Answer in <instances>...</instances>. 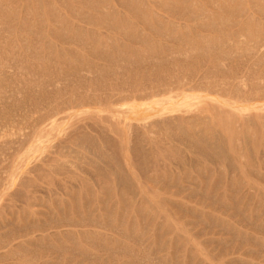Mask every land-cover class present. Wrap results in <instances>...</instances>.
Masks as SVG:
<instances>
[{"label": "bare ground", "instance_id": "6f19581e", "mask_svg": "<svg viewBox=\"0 0 264 264\" xmlns=\"http://www.w3.org/2000/svg\"><path fill=\"white\" fill-rule=\"evenodd\" d=\"M7 1H8V4L12 3L11 7H13V2L16 0H14V1L10 0L11 2H9V0H7ZM39 1H36V2H39ZM72 1H74V0H72ZM125 1H126L128 6L132 5V1L135 2L134 6H132V7L129 6V7L132 8V10L136 12V13L133 12V14L134 15L136 14V17L137 16L139 17V21H140L139 24H142L144 26V28H147V30H150V29H151V31L153 30L154 32H156V34H158V36H159V34L164 35L165 38L167 37L166 39L168 42H165V43L163 42V44L156 42L154 38H151L148 35H145L144 30H139L141 27L138 29L137 26L139 24H137V25L133 24V23H131V21L128 22V20L122 18L123 16L120 17L118 14V10H117V7L120 6V4H122L120 0L119 1L113 0L111 2H109L108 0H79L81 5L83 4V5L87 6L90 9V11H84L82 8H76L75 6L72 7V6H69L70 4L69 5L67 4L70 7V9H69L70 14H73L74 18L76 17L77 20L80 19L83 21V23L86 22V24H88V25L91 24L93 26L92 28H89V27H86L82 24L76 23L72 19L65 17L59 10H57L55 8V3L51 0H44V1L41 0L39 2L40 6L42 3L43 6L48 7V11H47L48 13L47 14L49 16H47V14L45 13L46 11H44L43 6H41V8L43 7V9H42L43 11H41V10L39 11L38 10L39 8L36 9L38 11L33 10L34 13L36 11V13L38 14V20H40V26H38L35 22H33V20H30V17H29L30 15L28 16L27 13H26L27 15H25V16H23V13H21L22 15H20L18 17V19H19V21H18L17 16H16L18 14V12H17L18 8H17V10H16V8H13V9L11 8L12 10H10L5 5L3 6L2 2L0 1V23L5 24V28L4 27L3 28L6 30L5 31L4 29L0 28V29H2L1 30L2 33H5L7 35L6 32H9L7 30H11L14 28H18L24 32L23 37L21 39V44H19L20 46H17L18 42L14 39H12L10 41L8 40V42H7L8 48L7 47L6 48L8 50L5 49V50H7L6 51V58L3 56V58H5V60L3 61V63L0 62L1 63L0 64V75L1 74L3 75L5 73L4 77L0 79V86L4 82H12V83L15 82V83H17V81H18V88H16V90H15V93H16L15 95L17 97L19 96V92L21 91L20 92V94H21L22 90L24 89L25 92H26V90H28L31 93H33L34 95L37 93L39 94V92H42V94L43 93L46 94V96L44 95L45 96V102L46 101L49 102V105L45 106L46 103L44 105V102H43V104L41 105L42 102L40 101L41 102V103H39L40 106L37 105L38 103L34 106L36 108H32V106L34 104L32 106L28 105L31 108L30 110L28 109L29 114H30V118L32 120L34 119V123L36 122V124H34L33 132L30 131L32 133L31 135H30V133L25 134V135H27L26 140L28 138L38 140L40 138V136H42L44 127H40V125L49 119L51 121L54 114L58 113L60 111L59 110L60 108L55 107V105H56L55 97L59 96V98H61L60 95L66 93V92H68V93L71 92L72 95H71L70 100H72V104H73V102L78 103V106H84L86 104H91L97 100H99L98 102L99 103L101 102V104L111 106L116 102L128 100L131 98H142V99L146 98L147 99V98H154V97H158V96H165L166 94H170L167 96V98L171 99V98L177 97V96L185 93L186 91H192V90L203 89V88L205 89V87H211V88L213 87L214 89L217 90V92H222L223 93L222 95H224V93H228L230 90H233L234 94H235L233 96V98L236 96L238 100L249 101L252 99H259V100L264 99V85L262 86V82H264V50H263L264 38L261 39V36L264 35V31H263L264 29L262 30L260 24L258 25V22H257L258 26H256L257 28L254 26L255 29H252L253 21L250 20L251 19L249 16L250 13H248L249 9H247V11H246L243 8V6H244L243 2L245 0L244 1L243 0H237L238 2L237 1L236 2L238 4L236 2H234V0L233 1L231 0V2L235 3V5H237V6L229 5L228 2L230 0H223L224 4H222V0H210V2H212L216 6L215 8H218L219 11L220 10L222 11V8H223V11H222L223 13L227 12V14H230V16H232V17L234 15H238V17H241V19L239 18L240 20H238V22H236V24L239 25L238 31L236 32L237 33L236 36H239L238 38H241L240 36L245 35L244 34L245 32L247 33V35L249 37H251V40L253 37L257 38L259 36L261 40H258V41L256 40L255 42L252 41L253 44H251V40L248 38L247 39L250 40V42L248 41L250 44H248V42H246L247 40L244 41L245 40L244 37H243L244 40L236 38L233 42H229V40H230L228 38L229 35H226V34H221L220 36H217V37H215L213 35H206L207 32H206V34H201L198 32L196 35L189 34V33H187L189 30L187 31L184 24H182L185 27V29H183L184 27L182 28L183 30L180 29L181 26L179 25V23L176 24L174 22H168L167 21L168 23L166 22V24H165L163 19L160 17V14L158 15V10L156 9V8H158V6L160 7L162 4L163 5L167 4L168 6L171 5V7L169 8V9H171V11H174V12L179 13L181 15H187V17L189 16L190 18H193V20L194 19L197 20L198 21L197 25H199V27H201L203 29L212 30L213 33H215L213 30H217L220 33H224L223 31H225L224 28L226 26V25L224 26V24H227V23H222V21L224 22V20L221 18L222 25H221V23L219 25L218 24L219 22L217 23L218 20L216 21V17H215L216 13H218V12H216V10L207 9L208 7L205 5L206 3L204 4V6H206L207 8L197 6V4H194L195 0H178V1H175L172 3L165 2L168 0L163 1V3H161V2L158 3L157 0H150L149 2L153 6V7H150V5L146 6V4H149V2H147L146 0H145V3L146 2L147 3L145 5H144V0H132V1L131 0H124V2ZM129 1H131L130 4H128ZM226 1H228L227 4H226ZM4 2H5V0H4ZM18 2H20L21 5L23 3L19 0V1H17V6H14V7H18V4H19ZM33 2H35V0ZM36 2L33 3L34 4L33 8H37V7H35V6H37ZM76 2H77V0H76ZM200 2H201V0H200ZM251 3L253 5L252 8H254V10L257 9L256 10L257 12L262 13L260 15H261V17H263L262 15L264 14V0H252ZM15 4L16 3L14 2V5ZM29 4H31V3L29 2ZM56 4H57V0H56ZM63 4H66V2ZM142 5L145 7H143ZM25 6H27L26 2L24 4V7L20 8V9H24ZM31 7L32 6H30L28 8H31ZM130 8L127 7L128 10ZM247 8H249V7H247ZM14 10H16V11H14ZM23 12H25V11H23ZM26 12H28V11H26ZM220 12H219V14H220ZM252 13H253V11H252ZM254 13H255V11H254ZM171 14H173V12ZM222 16H223V18H225L224 15H222ZM232 17H231V19H232ZM238 17H236V18L238 19ZM253 17L257 18L255 16H253ZM227 19H228V17H227ZM263 19H264V17H263ZM261 20H262V18H261ZM136 21H138V19ZM228 21H229L228 24L230 27V24H231L230 20H228ZM260 23H261V21H260ZM190 27H192V26H190ZM231 27L233 29L232 25H231ZM98 29H105V30H108L109 32H112V33H113V31H115V33L116 32L122 33V36L124 35L125 37H128L129 39H131L135 45L130 46V47L125 46L123 44L122 40H119L120 38L112 37L111 35H108L107 33L100 32ZM46 30L49 32L48 35L50 36V37H48V39H47L48 35H47V33H45ZM184 30H186L187 32ZM1 31H0V33H1ZM3 31H5V32H3ZM212 32H210V33H212ZM226 32L229 33L230 30L228 31V29H227ZM5 34H2V36L4 38H5ZM233 34H230V36H232ZM2 36L0 34V37L3 41L4 38ZM34 36H37V38H35V40L37 39L36 42L33 40ZM56 37H57V39L61 40L63 43L65 42V44L69 43V44H75V45L77 44L79 47L82 46L83 50L87 51L88 55L86 53L79 52L73 48L72 49L70 48L67 50H60L61 49L60 46H58V48L60 47L59 52L55 53V49H56L55 43H53L51 38H56ZM226 37H227V39H226ZM8 38L9 37L7 36L6 39H8ZM256 38H254V40ZM4 41H6V40H4ZM1 45H2V43L0 41V46ZM14 46L18 47L17 53L14 49ZM1 52H3V50H1ZM25 52H27V53H25ZM243 52L248 53L249 58L247 60H246L247 56H246V54L243 55ZM16 55H18V56H16ZM241 55L246 56V58H244V59L246 61H248V60L249 61L247 62L248 65L245 66L246 68L243 66L245 68L244 69L241 66V70L242 69L243 70L239 71V70H237V68H239L241 64L238 66L237 60L241 57ZM1 56H0V58H1ZM241 59H243V57H241L240 60ZM235 61L237 63V66L234 65ZM239 63H243L242 65H246V64H244V62H239ZM257 66L260 69V71L257 70V68H256ZM255 69H256V71H259L260 73H258V72L256 73L254 71ZM6 73H7V75H6ZM70 81H71V83H70ZM259 82H261V83H259ZM4 84H8V83H4ZM4 84L2 86H4ZM10 86L11 85L9 84V88H10ZM14 87L12 88V86H11L12 89H15ZM4 89H5V91H7L6 90L7 88H4ZM12 89H11V92H9V94L14 93V91H12ZM16 91H18V94ZM93 91L95 92L94 94H92ZM99 92H101V93H99ZM173 92H175V93L172 94ZM3 95L4 94H2V96ZM15 95H14V99L16 98ZM34 95H33V97H34ZM20 96L18 98L21 100ZM30 96H32V94ZM64 96H65V94H64ZM37 97H38V95H37ZM231 97H232V95H231ZM31 98H30V102H31ZM64 98L65 99L63 101L61 100L62 101L61 104L62 103L63 104L61 106L59 105V107H61L65 111L66 108L69 107V104H68V107H65L64 102H66L67 99H66V97H64ZM8 99L10 101L11 97L10 98L8 97ZM17 99H15V102H17L16 101ZM227 99H229V96ZM20 100H19V102L21 103L22 100L21 101ZM33 100H34V98H33ZM35 101H36V99H35ZM42 101H43V98H42ZM0 103H1V98H0ZM33 103H34V101H33ZM57 103H58V101H57ZM30 104H32V103H30ZM59 104H60V100H59ZM1 106H4V105H1ZM7 107L5 105V108H7ZM9 109H11V108L9 107ZM72 111H75V110H73V108H72ZM18 112H19V110H18ZM91 113H95V112H91ZM95 114H97V113H95ZM200 114H201V112H200ZM14 115H15V113H14ZM26 115L27 114L25 112V116ZM68 115H69V113H68ZM192 115L195 117L194 114H192ZM71 116H72V114H71ZM89 116H91V114H89ZM77 117L79 118V116H77ZM190 117L192 118V116H190ZM63 118H65V117H63ZM84 118H85V116H84ZM99 118L101 119L100 116L98 117V119ZM191 118H189V120H191ZM74 119H75V117H74ZM94 119H96V118H94ZM94 119H92V120L94 121ZM174 119H176V118H174ZM250 119H251V117H250ZM55 120H57V119H55ZM80 120L82 121V118ZM172 120H173V118L170 121H169V119L168 120L165 119L162 121H165L167 127H168V125L170 127ZM178 120L179 119H177V121ZM180 120H181V118H180ZM180 120L178 121L179 124L178 123L175 125L173 123L172 124L174 125V127L179 125L177 128L181 129V132H183V131L185 132V130H183V129H185V126L184 125L180 126V123H181ZM247 120H249V119H247ZM87 121H86V123H87ZM102 121H104V120H102ZM158 121L159 120L154 121L153 124L152 123L150 124V126L158 124L159 123ZM184 121H185V119H184ZM53 122H55V121H53ZM53 122L51 123V125L53 124ZM187 122H188V120H186L184 122V124ZM74 123H76V121ZM205 123L207 126L208 122L206 121ZM88 124H90V123H88ZM103 124L106 125V122L104 121ZM110 124H111V120H110ZM29 125H27V126H29ZM32 125H33V123H32ZM160 125H162V127H163V123L161 124V121H160ZM173 125H172V127H173ZM202 125H204V124L202 123ZM210 126L211 125H209V127ZM24 127H25V125H24ZM31 127L33 128V126H31ZM132 127H133V125H132ZM149 127L147 126V128H149ZM202 127H204V126H202ZM13 128H14V126H13ZM79 128L77 130V133L81 129V128L80 129ZM108 128H110V127H108ZM156 128H158V130H159L160 126L157 125ZM240 128H241V126H240ZM18 129L20 131L21 126ZM75 129H77V128H75ZM131 129L129 128V130H131ZM163 129H165V128L163 127ZM175 129L172 128V131H174ZM212 129H214V128L212 127ZM10 130H11V128H10ZM82 130H83V127H82ZM151 130L148 129L147 131L150 132L149 134L152 133V135H153V131L151 132ZM158 130H156L157 132L154 131L155 136L154 135L153 136L156 138L160 134L158 132ZM8 131H9V129H8ZM11 131H13V130H11ZM96 131L98 132L97 128H96ZM104 131L105 130H103V132L99 131V134H98V136H96V138L93 135L90 136L89 133L88 134L83 133L80 135L76 134L77 138L76 137H75V139L73 138L74 140H76V141H74V146L76 145L75 142L81 141L82 144L84 145V148H86L88 146V150L91 152L90 153L91 156L89 155V153H88L89 156H86L84 154H80L79 151H78L79 153H76L77 151L72 149L73 146L71 147V149L74 152V154L76 153L78 156L81 155V156H79V159L82 160L86 164L87 167H84L85 169H82L81 168L82 166L80 167L78 164L75 165V163H74L75 168L78 165V169H82L83 171L82 170L78 171L77 168L75 170L74 169L71 170V168H70V170H68L67 166H65L66 168L64 167L65 171H63V168H61L62 171H60L61 169L59 170L57 167L56 169H58V171L61 172V174L60 173H58V174L62 175L64 172L68 173L71 177V180H69V178H68L69 181L65 180V181H62L60 183H58V181H57V183L53 181L54 183L53 182L48 183L47 186H45L44 184L38 185V183L35 182V180H33L32 177L29 176V175L33 176L30 171L23 173L22 162H21L22 160L19 162V165L17 163V165H15V166H12V165L9 166L10 165V163H9L10 159L15 160L19 156V152H20L19 147H16L14 149V151H12L11 155H9V153L7 155V152L5 155L2 152L4 150L0 148L1 153L4 154V156H5V161H8L6 159L9 158L8 156H10V159L8 162L9 167L6 168L5 171L2 170V172L4 171V175L2 173L1 174L2 179L0 178V205H2L3 201H6L5 203L3 202L4 204L0 208V218H1L0 219V247L2 249H4L3 252H0V262L8 260V259H12V262L10 261L11 263H7V264H55V262L58 259L60 260L62 256L67 257L69 255L74 260V262H75L74 264H84V262H91V264H138L139 262H142V261H145L146 262L145 264H166V256L164 253L161 254L160 256H158L157 258H156V255H155V258H152L149 255V252H147V247H149L151 249V243H152V239L154 238V233L152 235H149V234L145 235L146 232L143 230L147 226L146 227L144 226L142 228L139 226L137 227V225L133 222V219L131 218L132 217L131 214L129 215V208H128V206L131 205V203L134 204V202L133 201L131 202V200H130L131 196H128V197H130V199H127L125 197L126 195L124 196L125 197L124 198L123 194H122L123 198H121L119 200L116 199L117 198L116 196L119 195L118 191H119V189H121L120 186H124L126 188H129L134 195L135 194H136V196L138 195L137 192H134L135 188L133 187V180L130 176L132 173L130 172L131 174L129 175V173L127 172L128 169H125V165L129 164L131 166V168H133L134 174H138V172H140V171H138V169L141 168V172H142V169H145L144 172H142L144 175L146 171L149 173V171L152 170V169H150V167L153 168L154 166L157 167V171H158V166H157L158 164L156 165V162H160V160L157 159V161H156L153 159V158H155V156H153V155L158 154V153L152 152V150L149 148L151 146L145 147L147 145H144V142H145V144L148 143V140L147 141L144 140L145 137L143 138L141 136L142 137L141 138L139 136L141 138V139H139L138 137H136L137 134L135 131H134V133L136 135L134 137L133 136V130H132V134H131L133 137L129 138L128 140L126 139L127 140L126 144L123 143L124 140H120L122 143L119 144V142L117 140V139H119V132L115 131V133H113L114 134L113 135V134H110L109 132L107 133V131H108L107 130L106 133L108 135H106V133ZM169 131H170V129H169ZM172 131H170V132L172 133ZM199 131L201 132L202 130H199ZM75 132L76 131L74 130V133ZM86 132H87V130H86ZM137 132H139V134H140L141 131H138V129H137ZM175 132H176V130H175ZM175 132L172 135L175 134L176 135L175 137L177 139L178 132H176L177 134ZM179 132H180V130H179ZM186 132H187V130H186ZM189 132H190V130H189ZM255 132L257 133V130ZM255 132H254V135H255ZM260 132H262V131H260ZM6 133H7V131H6ZM74 133H73V131H72V134L70 132L67 140H71L73 137L72 135ZM157 133H159V134H157ZM180 133L178 135V141H180L179 137L182 134V133L181 134ZM202 133L204 136V132H201V134ZM1 134L4 135L3 132ZM156 134H157V136H156ZM164 134H165V130H164ZM201 134H200V136H201ZM258 134H259V132H258ZM131 135L129 134V137ZM196 135H197V133H196ZM205 135L207 136V134H205ZM22 136H23L22 137L23 141L20 140L21 141L20 145L23 146V144H24V142H26V140H24L25 138H24L23 134H22ZM194 136H195V134H194ZM200 136L198 138L200 140V143H199V145H197V149H198L197 152L200 151V153L202 155L204 154V155L211 156V158H214L215 160L217 158V160L219 161L222 152L220 151L221 147H220V145H218L219 143H217V141L220 142L219 140H217L218 134H216V139H215V140H217L216 143H214L215 140H214V142H212V139H210L211 141H209V139H207L203 136L202 137H200ZM219 136H220V134H219ZM14 137H17V136H14ZM154 137H153V141H155V143L153 142V144L157 145L156 140H154L155 139ZM159 137H158L159 139L157 138L158 141L161 139L160 135H159ZM214 137H215V135H214ZM222 137H224V136L222 135ZM222 137H219V139L220 138L222 139ZM255 137L256 136H254V138ZM4 138L5 139L3 141L0 140V145L3 142L5 143V141L7 140L6 137H4ZM22 138L20 135L19 139H22ZM163 138L161 140V145L163 143L162 141H164ZM238 138H241V137H238ZM250 138L252 140L253 135ZM146 139H147V137H146ZM227 139L228 138L225 139L226 142H227ZM257 139H258L257 140V142H258L260 138H257ZM192 140H191V142H192ZM225 140H224V142H222V140H221V142L225 143ZM236 140L237 139H235V141H234L235 143H236ZM239 140H241V139H239ZM14 141H16V139H14ZM14 141H13V143H14ZM241 141H243V139ZM250 141H248V145H249ZM11 142H12V140H11ZM85 142L87 143L86 147H85ZM237 142L239 145H238V147L236 146V149L240 148L239 147L240 141H237ZM8 143L9 142L7 140L6 146L3 144L2 145L7 147ZM196 143H198V142H195V144L194 143H192V144L196 145ZM244 143H245V141H244ZM263 143H261V144H263ZM16 144L19 145V143H16ZM26 144H27V142H26ZM61 144L62 143H60V145ZM68 144H70V143H68ZM149 144H150V142H149ZM78 145H79V143L77 144L76 148L77 147L80 148L79 147L80 145L79 146ZM156 145L152 146V147L155 148ZM158 145H159V143H158ZM158 145H157V148H158ZM222 146H224V145H222ZM250 146H248V147L250 148V151L252 154L253 149L251 150ZM10 147L12 148V146H10ZM10 147H8V148H10ZM14 147H15V143H14ZM52 147L53 146H51V149L53 150ZM161 147L159 149H162V152H163L165 158H167L166 155H167V153H170V152L169 151L166 152V150L161 148ZM233 148H234V145H233ZM260 148L262 150H264L263 149L264 147L263 148L260 147ZM192 149L196 150L195 146L192 147ZM225 149L226 148L223 147V150H225ZM228 149H230V147ZM86 150H87V148H86ZM120 150L122 152H126L128 154L129 162H127V164H125V165L122 161V159H124V158H122L120 156V153H119ZM155 150H156V148H155ZM188 150L190 151V147ZM164 151H165V153H164ZM68 152H69V150H68ZM178 152H180V151L178 150ZM197 152H195V153H197ZM225 152H226V150H225ZM225 152H224V154H226ZM241 152H242V150H240V153ZM247 152H249V151L247 150ZM47 154H49V153H47ZM50 154L53 155V151ZM50 154L44 155V153H43L42 155L44 157L41 155L43 158L40 157L41 159H39L41 162L38 161L39 164L37 163L35 165L34 169L31 170V171H38L40 173H43V175L45 174L44 175V181L46 183H47V181L45 179H48V181H50L49 179H51V178H48V175L50 176L52 173L51 171H55V173L58 172L55 169L56 166L54 163V161H57V160L56 159L53 160L54 158L52 156H50ZM74 154H73V157L75 156ZM64 155H65V153H64ZM180 155L181 154H179V158H183ZM199 155L200 154L198 153V157H199ZM228 155H230V154H228ZM233 155L235 156V154H233ZM242 155L243 154H241V157H242ZM261 155H262V153L260 154V157L262 158L264 156V154H263V156H261ZM78 156H75V158ZM247 156H248V154H247ZM170 157H169L170 159L168 158V160H171L172 158L175 159V157H173L171 155V153H170ZM203 157H205V156H203ZM229 157H230L229 158L230 161H232L231 156H229ZM157 158H159L158 155H157ZM179 158H177L178 160H176V161H179L180 163H182V160L185 159L184 158L180 161ZM209 158L210 157H206L205 159L209 160ZM237 158H238V155H237ZM249 158H246V159H249ZM251 158L254 160L255 157L253 158V155H252ZM261 158H259V159H261ZM229 159H228V161H229ZM234 159H233V162H234ZM242 159H245V156ZM0 160L4 161V159H2V158ZM215 160H211V161L214 163ZM238 160H239V158H238ZM1 161H0V163H1ZM125 161H128V160L125 159L124 162ZM176 161H174V163H176ZM185 161H187V160H185ZM218 161L217 162L215 161V163L218 164ZM222 161H224V158L222 159ZM228 161H227V163H229ZM254 161L256 163V160H254ZM66 162L68 163V160ZM66 162H63V163H66ZM162 162L164 163V161H162ZM57 163H60L62 165L61 161H59ZM69 163L72 166H74L71 161ZM213 163H212V165H213ZM231 163L232 162H230V167H231ZM262 163H263V161H261V164ZM7 164H5V162H4V165H3V163H1V165L4 166V168H5V165L7 166ZM70 164H68V165L71 167ZM232 164L237 165L236 162L232 163ZM240 164H242V163H240ZM256 164H258V163H256ZM161 165H159V168H163V166H161ZM218 165H221V164H218ZM218 165H216V166L218 167ZM224 165H226V163ZM236 165H235L236 168L233 167L235 170L231 167V170L233 169L234 172L237 169ZM244 165H245V163H244ZM195 166H197V164ZM213 166H215V164ZM232 166H234V165H232ZM250 166H251V163L248 167H249V169H253V167L251 166L252 168H250ZM256 166H258V165H256ZM260 166L262 169V165H260ZM164 167H165V165H164ZM166 167H168V166H166ZM205 167L207 168V166H205ZM223 167L224 166H222V168ZM0 168H1V166H0ZM226 168H227V165H226ZM257 168L258 167H256V169ZM210 169L213 170V168H211V167H210ZM219 170H220V166H219ZM242 170H243V168H242ZM80 171L83 172L85 176L83 174H81ZM229 171H230V168H229ZM238 171L240 173V170H238ZM141 172H140V175H141ZM175 172H178V171H175ZM218 172H220V171H218ZM218 172H217V174H218ZM225 172L226 171L223 170L222 174L224 175ZM247 172L245 170L246 174H247ZM255 172L257 174V173H260L263 171L261 170L259 172V170H258ZM34 173H36V172H34ZM239 173H237V174H239ZM39 174H38V176H42V174L41 175H39ZM172 174H173V172H172ZM262 174H264V173H262ZM262 174H261V176H262ZM2 175H3V177H2ZM80 175H81V177H80ZM223 175H219V176L222 177ZM235 175H236V172L233 176H235ZM258 176L256 175L257 178H258ZM19 177H20L19 182H18L19 188L17 189V187H16L17 190H14L13 192H9L8 190L15 186L16 180ZM51 177L55 178L54 176H51ZM67 177H69V176H67ZM135 177H137V175ZM200 177L202 178V176H200ZM247 177H248V175H247ZM256 177H255V179H256ZM40 178H42V177H40ZM203 178L207 179V177L204 175H203ZM224 178H225V176H224ZM229 178H231V177H229ZM236 178H237V175H236ZM153 180L158 181L159 178L155 176V177H153ZM220 180H222V179L220 178ZM220 180H218V181H220ZM243 180L244 179H242V182H244ZM137 181L139 182V179H137ZM141 181H142V179H141ZM237 181H238V178H237ZM239 181H241V177L239 178ZM239 181L236 184H240ZM151 182H154V181H151ZM249 183H250V181H249ZM260 183H261V180H260ZM50 184H54V185L56 184L55 185L56 190L53 189V187H51ZM135 184L136 183H134V185ZM166 184H168V183H166ZM254 184H256V183H254ZM37 185L40 187L39 191L44 194L43 196L37 197V196L29 193L30 189L37 188L36 187ZM118 186H119V188H118ZM237 186H239V185H237ZM244 186L245 185L243 184L242 187H244ZM196 187H197V185H196ZM117 188H118V190H117ZM253 188H254L253 191L255 192V189H257V187L255 188V186L254 187L252 186L251 189H253ZM259 188H260V185H259ZM37 189H34V193L36 192ZM144 189H145V185H144ZM168 189L165 188L164 190H168ZM122 191H124V190H122ZM256 191L260 192L261 190H256ZM246 192L247 191H245V193ZM252 192L250 191V193L248 192V194L251 195ZM123 193H125V192H123ZM258 193H257V195H258ZM261 194L264 195V192H261ZM84 196H85V199H83ZM143 196H142V198H140L138 200L139 201L138 204L137 203H136V205L134 204V210H136L137 214L139 213L143 217H147L148 219H152V221H155L158 218V215L155 211V206L152 204L153 200H152V202H150L148 200V198H145V196L144 197ZM252 196L254 197V194ZM261 197L262 196L260 195V198ZM138 198H139V195H138ZM83 200H84V202H83ZM129 200L131 202L130 204H129ZM257 200H258V198H257ZM263 200L264 199L262 198L261 202H264ZM162 201H163V199H162ZM168 201L170 202V200H168ZM253 201H255V200H253ZM16 202H20V204H17ZM216 202H217L216 200H213V204H215ZM261 202L259 201L258 204H261ZM154 203H155V201H154ZM119 204H123V206L125 205V210L120 209ZM222 204L225 205L224 202H222ZM222 204H221V206L223 207ZM14 205L16 206V211H15L16 214L13 213L12 218H11V216H9L11 218V219H9L7 217V213L5 210L9 209L7 207L14 206ZM156 205L158 206V204H156ZM164 205H166V204L164 203ZM230 205L232 206V204H230ZM32 206L33 207H39V208L45 207V208L43 210L33 209ZM237 209L240 211L241 208L237 205ZM54 210H57L58 212H62V217L55 218V216L53 214ZM182 211H185V210H182ZM239 211H237L236 213H238ZM4 212L6 213V216L3 214ZM241 214L242 213H240V215ZM251 218H255L256 221L258 219V217H255V216L251 217ZM260 218H261V216H260ZM210 219L216 220L215 218H210ZM248 220H249V218H248ZM228 221H230V220H228ZM156 224L157 223L154 222L153 226L156 227ZM207 224L208 223H206V225ZM261 225H262V223H261ZM240 226H241V224H240ZM245 227L246 226L244 225L243 228H245ZM247 227H248V225H247ZM249 227H250V225H249ZM260 227L261 226H259V230L261 233H263L262 230L260 229ZM173 228H174V226H173ZM250 229H252V227ZM226 230H227V228H226ZM246 230H248V229H246ZM254 230L257 231L256 233L259 232V230L256 229L255 227H254ZM229 231L232 232L233 230H229ZM234 234L237 236L236 233H234ZM234 234H233V236H234ZM240 234H241V232H240ZM244 235H243V238H244ZM251 235H252V232H251ZM245 238H247V237H245ZM248 238L252 239L250 237H248ZM261 239H262V234H261ZM253 241H254V239H252V242ZM248 242H251V240H248ZM253 243H255V241ZM259 243H262L261 245L264 247V242H261V240H259ZM245 244H247V243L245 242ZM254 245H256V244H254ZM262 249L263 248H261V250ZM158 252H160V253L164 252V247L162 245L160 246ZM255 252H257V251H255ZM244 253H245V251H244ZM258 254H259V252H258ZM189 257H191V256H188V258ZM176 258H177V256H176ZM251 260H253V258ZM176 261H177V259H176ZM249 261H250V259H249Z\"/></svg>", "mask_w": 264, "mask_h": 264}, {"label": "rangeland", "instance_id": "374dc122", "mask_svg": "<svg viewBox=\"0 0 264 264\" xmlns=\"http://www.w3.org/2000/svg\"><path fill=\"white\" fill-rule=\"evenodd\" d=\"M0 1L2 2L3 6L5 5L10 10H12L13 8H16V10H17V8H18L19 11L17 10L18 14L16 15L18 21H19L18 17L20 15H22L21 13H23V16L28 14V16L30 15L29 16L30 20H33V22H35L38 26H40V20H38V14L36 13V11H38V10L39 11L40 10L43 11L42 9L44 7V11H46L45 13L46 14L48 13L47 12L48 11V7L43 6L42 3H41V6H43V7L41 8V6L39 4V2L41 0L40 1L39 0H35V2L39 1V2H36L37 6H35V7H37V8H33L34 7L33 3H35V2H33L34 0H30V1L29 0L28 1L27 0L26 1L25 0H20L24 4L26 2L27 6H25V8H24L25 10L24 9H20V8L24 7V4L22 3V5H21L20 2H18L19 3L18 7H14V6H17V1H19V0H16V1L13 0L16 3L15 5H14V2L12 1L13 2V7H11L12 3L8 4L7 0H5V2H4V0H0ZM42 1H44V0H42ZM51 1H53L55 3V8L57 10H59L65 17L70 18L73 21H75L76 23L82 24V25H84L86 27H89V28L93 27L91 24L88 25V24H86V22L83 23V21L80 20V19H78L79 20L78 21L76 19V17L74 18L73 14H70V10H69L70 7L69 6H72V7L75 6L76 8H82L84 11H90V9L87 6H85L83 4H82L83 5L82 6L81 3L79 2V0H77V2H76V0H74V1H72V0H66V1L65 0H61L60 1L59 0L60 2L57 0V4H56V0H51ZM108 1L111 2L113 0H111V1L108 0ZM120 1L122 3V4H120V6L121 7L123 6V7L122 8L120 6H118L119 8L117 7L119 16L120 17L123 16L122 18L128 20V22L131 21V23H133V24H136V25L139 24L140 23L139 17L137 16L138 17L137 18L136 14L135 15L133 14V12L134 13H136V12L133 11L132 8H130V7L134 6L135 2H133L131 0L132 1V5H129L130 6L129 7L127 5L126 1L125 2H124V0H120ZM131 1H129L128 4H130ZM146 1L149 2L150 0H146ZM157 1H158V3L159 2L163 3V1H165V0H157ZM175 1H178V0H171V1L168 0V1H165V2L172 3V2H175ZM236 1L237 0H234V2H236ZM9 2H11V1L9 0ZM29 2L31 4H29ZM65 2H66V4H63ZM227 2L228 1H226V4H227ZM251 2H252V0H245L243 2V5H244L243 8L246 11H247V9H249V11H250V12L248 11V13H250L249 14V16L251 18L250 20L253 21L252 29H255V27L260 24V26H261V28L263 30L264 29L263 28L264 27V21H263L264 20L263 19L264 14L262 15L263 17H261L260 14H262V13L257 12L256 11L257 9L254 10V8H252L253 5H252ZM146 3H145V0H144V5ZM67 4L68 5L70 4V5L68 6ZM194 4H197V6H199V7H205V8L208 7L207 9L216 10V12H218V13H216V16H215L216 17V21L218 20L217 23L219 22L218 24L220 25V23L222 21L221 18L224 20V22L222 21V23H227V24H224V26L226 25L225 28H224L225 31H223L224 33H220L217 30H213L215 32V33H213L212 30L203 29V28L199 27V25H197L198 24L197 20H195V19L193 20V18H190L189 16L187 17V15H181L179 13L171 11V9H169L171 7V5L168 6L167 4L166 5L162 4L160 7L158 6V8H156V7L155 8L158 10V15L160 14V17L163 19L165 24H166L167 21L168 22H174L176 24L179 23V25L181 26L180 29H182L184 27L182 25V24H184L186 29H187V31L189 30L188 32L186 30H184V31H186L189 34L196 35L197 32L201 33V34H206V32H207L206 35H213L215 37L220 36L221 34H226V35H229V37L228 36L227 37L231 40L230 41L228 39L229 42H233L236 38L237 39H243V40L245 38L244 41L247 40L246 42H248V41L250 42L251 37H249L246 32L244 33L245 35L240 36L241 38H238L239 36H236V34H237L236 32L238 31V28H239V25L236 24V22H238V20H240L241 17H238V15H234L232 17V16H230V14H227V12L224 11L226 13L225 14V13L222 12L223 8H222V11L220 10L222 12L221 13L218 8H215L216 6L212 2H210V0H201V2H200V0L199 1L195 0ZM204 4L207 7L204 6ZM222 4H224L223 0H222ZM228 4L231 5V6H237V5H235V3L231 2V0L228 2ZM29 5L32 6V7L28 8V7H30ZM149 5H150V7H153L152 4H150V2H149V4H146V6H149ZM127 7L130 8V9L128 10ZM143 7H145V6H143ZM247 7H249V8H247ZM36 9H38V10H36ZM16 10H14V11H16ZM33 10H36L35 11L36 14L34 13ZM23 11H25V12H23ZM26 11H28L29 13L26 12ZM252 11H253V13H252ZM254 11H255V13H254ZM172 12H173V14H171ZM219 12H220L221 15L219 14ZM222 15H224V17L226 19L223 18ZM47 16H49V15L47 14ZM253 16H255L257 18H254ZM227 17H228V19H227ZM231 17H232V19H231ZM236 17H238V19ZM261 18H262V20H261ZM137 19H138V21H136ZM228 20H230V23H231L230 27H229V24H228V22H229ZM260 21H261V23H260ZM257 22H258V25H257ZM222 23H221V25H222ZM231 25L233 26L234 30L232 29ZM190 26H192V27H190ZM3 27L5 28V24L0 23V28L4 29ZM137 27H138V29L141 27L139 30H144L145 35H148L149 37L154 38L156 42H159V43H162V44H163V42L164 43L168 42L167 39H166L167 37L165 38L164 35H160V34L158 36V34H156V32H154L153 30L151 31V29L147 30V28H144V26L142 24H139ZM185 27L183 29H185ZM226 28L228 29V31L230 30L229 33L226 32L227 31ZM2 29H0V31ZM98 30L100 32L107 33L108 35H111L112 37L120 38L119 40H122V42H123V44L125 46H129L130 47V46H134L135 45L134 42H132L131 39H129L128 37H125L123 35L125 37L124 38L122 36V33H119V32L115 33V31H113V33H112V32H109L108 30H105V29H98ZM5 31H3V32H5ZM7 31H9V32H6L7 35L5 33H2V31L0 33L1 36H2V34H5V38L2 36L4 38L3 41H2V39L0 37V39H1L0 41L2 43V45L0 46V49L3 50V52H1V50H0V56L2 55L1 58H0V62H2V63H3V61L6 58V51L8 50L7 49L8 48L7 47L8 46L7 45L8 40L10 41V40L14 39V40H16L18 42L17 46H20L19 44H21V39H22L23 34H24V32L22 30L18 29V28H14V29L7 30ZM210 32H212V33H210ZM45 33H47V35L49 34V32L47 30L45 31ZM230 34H233V35L230 36ZM7 36L9 37L8 39H6ZM48 37H50V36L48 35L47 39H48ZM227 37H226V39H227ZM35 38H37V36H34V39H33L36 42L37 39L35 40ZM247 38L250 39V40H248ZM254 38H256V37L252 38L251 44H253V42H255L256 40L258 41V40L263 39L264 35L261 36V39H260L259 36L257 37L258 39L256 38L254 40ZM51 39H52L53 43H55V48H56L55 49V53L59 52V48L61 47L60 50H67V49H70V48L72 49L73 48V49H75V50H77L79 52L87 54V51L83 50L82 46L79 47L77 44H76L77 45L76 46L75 44H69V43L65 44V42L63 43L61 40L57 39V37L56 38H51ZM4 40H6V41H4ZM249 42H248V44H250ZM58 46H60V47L58 48ZM15 47L16 46H14V49H15V51L17 53V48L18 47H16V48ZM5 49H7V50H5ZM263 50H264V48H263ZM25 53H27V52H25ZM244 54H246L247 58H246V56H242L241 55V57H243V59L240 60V58H241L240 57L237 60L238 66L241 64L239 68L236 67L237 70H239V71L243 70V69L241 70V66H242V68H244L245 66L248 65L247 62L249 60L248 61H246V60L249 58V55H248L247 52H243V55ZM3 56L5 58H3ZM16 56H18V55H16ZM244 58H246V60ZM238 61L239 62H244V64H246V65H242L243 63H239ZM237 63L235 61L234 65L237 66ZM256 68H257V70L260 71L258 66ZM254 71L256 73L257 72L260 73L259 71H256V69ZM4 74L0 75V79L4 77ZM6 75H7V73H6ZM261 82H259V83H261ZM4 83H8V84H4ZM4 83H2V85L4 84V86H2V85H1L2 87L0 86L1 87L0 88L1 103L3 102L2 104L0 103V108L2 107L0 109V138H1L0 140L3 141L5 139L4 137H6L9 143L7 144V147H5L6 146V141H7L6 140L5 143L4 142L1 143L0 148L5 151V152L2 151L5 155H6V152H7V155H8V153H9V155H11L12 151H14V149L16 147H19L20 152H19V156L15 160H11L10 156H8L9 158L6 156L8 158L6 160H8V161H5V156H4V154L1 153V149H0V155H1L0 159L1 158L4 159V161L0 160L1 163H3V165H4V162H5V164H7L9 162V159H10V162H9L10 165L8 163L7 166L5 165V168L0 163V166H1V168H0V172H1L0 173V178H1V174L2 173L4 175V171H5L6 168H8L11 165L15 166V165H17V163L19 165V162L22 160L21 162H22L23 173L27 172V171H30L33 176H31V175H29V176L32 177V179L35 180V182H37L38 185L44 184L45 186H47L48 183H51L53 181L56 182V183H57V181H58V183H60L62 181H65V180L69 181V180H71V177H70V175L68 173L64 172L62 175H60L61 174L60 171H62L61 168H63V171H65L64 167L67 166L68 170H70V168H71V170H73V169L75 170L76 168L78 169V165H79L80 167L82 166L81 167L82 169H85L84 167H87L86 164L82 160L79 159V156H81V155L78 156L76 153L80 152V154H84L86 156H89L90 153H91L88 150V146L86 147V144H87L86 142H85V147L87 148V150L89 152L86 150V148H84V145L82 144L81 141L80 142L79 141L75 142L76 145L74 146V141H76L74 139H75V137L77 135H80V134H83V133L84 134L85 133H87V134L89 133L90 136L93 135L96 138V136H98V134H99V131L103 132V130H105L104 132L106 133V131L108 130L107 133L109 132L110 134H113V133H115V131H117V132H119V139H117L119 144L122 143L120 140H124L123 143L126 144V141L129 138H131L133 136L135 137V135L137 134L136 137H138L139 139H141L142 137L143 138L145 137L144 140H146V141L148 140V143L145 144V142H144V145H147L145 147L151 146L149 148L152 150V152L158 153V154H154L153 155V156H155V158H153L154 160H156V161H157V159L160 160V162H156L155 161L156 165L158 164L157 165L158 166V171H157V167L154 166L153 168L150 167V169H152V170L149 171V173L147 171H146L147 173L145 172L146 175L145 174L143 175V173H142V172H144L145 169H142V172H141V168H139L138 171L141 172L142 176L140 175V172H138V174H134L133 173V168H131V166L129 164H127V162H129L128 154L126 152H122L120 150V152H119L120 156L122 158H124V159H122L121 157L120 158L122 159L124 165L127 164V165H125V169H128L127 172L129 173V175L132 173L130 176H131V178L133 180V187L135 188L134 192H137V194L139 195V198H138V195L137 196H136V194L134 195L129 188H126L124 186H120L119 185L121 189H119V191H118L119 193L117 192L119 195L116 196L117 197L116 199L119 200V199L123 198L125 195H126L125 197L127 199H130V197H128V196H131L130 200H131V202L133 201L135 205H136V203L137 204L139 203L138 200L140 198H142L143 195L145 196V198H148V200L150 202H152V200H153L152 204L155 206V211H156V213L158 215V218L155 221H152V219H148L147 217H143L139 213L137 214L136 210H134V204L131 203L130 200H129V204L131 203V205L128 206L129 215L131 214V216H132L131 218L133 219V222L137 225V227L139 226V227L142 228L144 226L145 227L147 226L146 227L147 229L145 228L143 230V231L146 232L145 235H148V234L152 235L154 233V238L152 239V243H151V249L149 247H147V252H149V255L152 258H155V255H156V258H157L158 256H160L161 254L164 253L165 256H166V264H232V263L233 264H242V263L243 264H264V255H263L264 254V247L261 245L262 243H259V240H261V242H264V234H263L264 233V231H263L264 230V202H261L262 198L264 199V195L261 194V192H264V174H262V173H264V156H263L264 150H262L260 148V147H262V148L264 147V143H263L264 142V99H262V100L252 99V100H249V101L238 100L236 96L234 97L235 99L233 98V96L235 95L233 90H230L228 93H224V95H222L223 94L222 92H217V90L214 89L213 87L212 88L211 87H205L206 90L203 88V89H197V90H192V91H186L185 93H183V94H181V95H179L177 97L171 98V99L167 98V96L170 95V94H166L165 96H158V97L147 98V99L146 98L145 99H142V98H131V99H128V100L116 102L114 104L112 103L113 105L110 104L111 106H107L105 104H101V102L100 103L98 102L99 100L94 101L91 104H86L84 106H78V103H76V102H73V104H72V100H70L71 99V95H72L71 92H69V93L66 92V93H64L65 96H64V94L60 95L61 98L63 97L62 99L59 98V96L55 97V103H56L55 107L60 108L59 109L60 111L58 113L54 114V116L52 117L51 121L49 119V120L44 122L45 124L43 123V124L40 125V127H44L42 136H40V138L38 140H34L32 138H30V139L28 138L29 140L27 139L28 140L27 141L26 140L27 135H25V134H29L30 133V135H31L32 134L31 132H33V130H34V124H36V122L34 123V119L32 120L30 118L29 110L31 108L29 106H32L34 104L32 106V108H36L34 106L37 103H38L37 105L40 106L39 103H41V102H42L41 105L43 104V102H44V105L46 103L45 106L49 105L48 101L45 102L46 94H44V93L42 94V92H39V94L37 93V94L34 95L33 93H31L28 90H26V92H25V90L23 89L21 94H20L21 91L19 92V96L21 95L20 98L22 100V102L20 103L19 102L20 99L18 98L19 96L17 97L15 95L16 94L15 90H16V88H18V81H17V83H15V82H13V83L12 82H4ZM70 83H71V81H70ZM9 84L12 86V88L15 86L14 87L15 89H12L11 86H10L12 91H14L13 94L12 93L9 94V92H11V89L9 88ZM263 85H264V82H262V86ZM2 88L3 89L7 88L6 89L7 91H5V89L3 90ZM16 92L18 94V91H16ZM1 93L4 94V95L2 96ZM94 93L95 92L93 91L92 94H94ZM99 93H101V92H99ZM174 93L175 92H173L172 94H174ZM31 94H32V96H30ZM14 95L16 97L15 99H17V98L19 99V100L18 99L16 100L17 102H15ZM33 95H34V97H33ZM37 95H38V97H37ZM231 95H232V97H231ZM228 96H229V99H227ZM8 97L9 98L11 97L10 101H9ZM64 97H66V99H67V101H66L67 103L64 102L65 107H68V104H69V107L66 108L65 111H64V109L59 107V105L61 106L63 104V103L61 104V102L65 99ZM30 98H31V102H30ZM33 98H34V100H33ZM42 98H43V101H42ZM35 99H36V101H35ZM59 100H60V104H59ZM33 101H34V103H33ZM57 101H58V103H57ZM30 103H32V104H30ZM1 105H4V106H1ZM5 105H6V107L7 106L8 107L5 108ZM9 107L11 109H9ZM72 108L75 111H72ZM18 110H19V112H18ZM24 111L27 114L26 116H25V112ZM91 112H95L98 115L95 114V113H91ZM200 112H201V114H200ZM14 113H15V115H14ZM68 113H69V115H68ZM71 114H72V116H71ZM89 114H91V116H89ZM192 114H194L196 118ZM189 115L192 116V118ZM77 116H79V118ZM84 116H85V118H84ZM99 116L101 117V119L100 118L98 119ZM63 117H65V118H63ZM74 117H75L76 120L74 119ZM179 117L181 118L182 121L180 120ZM250 117H251V119H250ZM81 118H82V121L80 120ZM94 118H96V119H94ZM172 118H173V120H172V122L170 124L171 126L169 127V125H168V127H169L168 128L166 123H165V121H162V120H165V119L168 120L169 119V121H170ZM174 118H176V119H174ZM189 118H191V120H189ZM55 119H57V120H55ZM92 119H94V121ZM177 119H179L180 122H181L180 126L181 125L185 126V129H183V130H185V132L183 131L184 133L181 132V129L177 128L179 125L174 127V125L177 124L178 121H179V120L177 121ZM184 119H185V121L188 120V122L185 123V124H184V122H185ZM247 119H249V120H247ZM102 120H104L106 122V125L103 124L104 121H102ZM110 120H111V124H110ZM156 120H159L158 121L159 123L156 124V125L150 126V124L151 123L153 124V122L156 121ZM53 121H55V122H53ZM75 121H76V123H74ZM86 121H87V123H86ZM160 121H161V124L163 123V127L165 129H163L162 125H160ZM206 121L208 122L207 126H206V123H205ZM52 122H53V124L51 125ZM32 123H33V125H32ZM88 123H90V124H88ZM202 123L204 125H202ZM29 124L31 126H33V128ZM24 125H25V127H24ZM27 125H29V126H27ZM132 125H133V127H132ZM157 125L160 126L159 130H158V128H156ZM172 125H173V127H172ZM209 125H211L215 130L212 129L211 126L209 127ZM13 126H14V128H13ZM20 126H21V130L19 131L18 128H20ZM147 126L148 127L150 126V127L147 128ZM202 126H204V127H202ZM240 126H241V128H240ZM82 127H83V130H82ZM95 127L98 129V132L96 131ZM108 127H110L111 129L108 128ZM135 127L138 129V131H141L140 132L141 135L139 134V132H137V129ZM10 128L13 131H11ZM75 128H77V129H75ZM78 128L81 131L79 130L78 133H77ZM129 128L130 129L132 128V129L129 130ZM172 128L173 129L176 128L175 130H176V132H178V135H179L180 132L182 133V134L180 133L181 134L180 137H179L180 141H178V135H177V139L175 137L176 136L175 134L172 135L175 132V130L172 131ZM8 129H9V131H8ZM85 129L87 130V132H86ZM148 129L149 130L152 129L151 132L153 131V135L154 136H155L154 131L158 130V132L160 134L159 133H157V134H159L161 136V139L158 141L157 138L159 137V135H158L157 138L154 137L152 135V133L149 134L150 132L147 131ZM169 129H170V131H172V133L169 131ZM74 130L76 131L75 133H74ZM132 130H133V136L131 135L132 134ZM164 130H165V134L166 135L164 134ZM179 130H180V132H179ZM186 130H187V132H186ZM189 130H190V132H189ZM199 130H202L201 132H204V136H203V133L201 134V132ZM256 130H257V133L255 132ZM6 131H7V133H6ZM72 131L74 133L72 135L73 136L72 139L71 140H67V138L69 136V133L71 132V134H72ZM134 131L136 132V134L134 133ZM260 131H262V132H260ZM2 132L4 133V135L1 134ZM192 132L195 134V136H194V134ZM254 132H255V135H254ZM258 132H259V134H258ZM107 133H106V135H108ZM196 133H197V135H196ZM22 134L24 135V138H25L24 140H26V142H27V144H26V142H24L23 146L20 145L21 141H23ZM129 134L131 135L130 137H129ZM157 134H156V136H157ZM200 134H201V136H200ZM205 134H207V136ZM216 134H218V136L220 134L219 137H222V135L224 136V137H222V139L221 138L219 139V137L217 136V140H219L220 142L215 140L216 139ZM20 135H21L22 139H19ZM214 135H215V137H214ZM252 135H253V138L251 140L250 137H252ZM14 136H17V137H14ZM139 136L140 137L142 136V137L140 138ZM199 136L200 137L203 136V137L209 139V141H211L210 139H212V142H214V140H215L214 143H216V141H217V143H219L218 145H220V147H221L220 151L222 152L219 161L217 160V158L215 160L214 158H211V156L204 155V154L202 155L200 153V151L197 152V150H198L197 149V145H199V143H200V140L198 139ZM237 136L241 137V138H238ZM254 136H256V137L254 138ZM146 137H147V139H146ZM153 137L155 138L154 140H156L157 145L159 143L158 148H157V145L155 144L156 145V147H155L156 150H155V148L152 147V146H155L153 144V142L155 143V141H153ZM162 138H163L164 141H162L163 143L161 145ZM226 138H228L227 142L230 145L226 142V140H225ZM234 138L237 139L236 143L234 142L235 141ZM257 138H260L259 141H258L259 143L257 142V140H258ZM14 139H16V141H14ZM239 139H241V140L243 139V141H241ZM11 140H12V142H11ZM191 140H192V142H191ZM221 140H222V142H224V140H225V143H222ZM247 140L248 141L251 140L250 141L251 143L249 142V145H248V141ZM13 141L15 143V147H14ZM237 141H240L239 142L240 143V146H239L240 148L236 149V146L238 147V145H239ZM244 141H245L246 144L244 143ZM149 142H150V144H149ZM195 142H198V143H196V145H193L192 143L195 144ZM16 143H19V145L16 144ZM60 143H62V144L60 145ZM68 143H70V144H68ZM78 143L80 145V146L78 145L80 148H78V147L76 148ZM261 143H263V144H261ZM2 144L5 145V146H3ZM222 145H224V146H222ZM233 145H234V148H233ZM10 146H12V148ZM51 146H53L52 147L53 150L51 149ZM72 146H73L72 149L77 151L75 154H74V152L71 149ZM159 146L160 147L162 146L161 148L165 149L166 152L169 151L171 153V155L173 157H175V159L172 158L173 160L172 159L168 160V158L170 157V153H167L168 156L166 155L167 158H165V156H164V154L162 152V149H159L160 148ZM194 146H195L196 150L192 149V147H194ZM248 146L251 147V150L253 149L252 150V152H253L252 154H251L250 148ZM8 147H10V148H8ZM189 147H190V151L188 150ZM223 147L226 148L225 149L226 152H225V150H223ZM229 147H230V149H228ZM239 149L242 150L241 153H240ZM68 150H69V152H68ZM178 150L181 153L178 152ZM247 150L249 152H247ZM52 151H53V155L50 154ZM194 151L197 152V153H195ZM223 151L227 155L224 154ZM245 152L248 154V156H247V154ZM43 153H44V155H49L50 154V156H52L54 158L53 160L56 159L57 161H54L55 166H56L55 169L57 167H58L59 170L61 169L60 171H58V169H56V171H58L56 173H55V171H51L52 172L51 175L50 176L48 175V178H51V179H49L50 181H48V179H45L47 181V183L44 181V175L45 174L43 175V173H40L38 171H31V170L34 169V167L38 163V161H40L39 159H41L40 157L43 156L42 155ZM47 153H49V154H47ZM64 153H65V155H64ZM88 153H89V155H88ZM164 153H165V151H164ZM198 153L200 154L199 157H198ZM261 153H262L261 156H263L262 158L260 157ZM73 154L75 156H78V157H76V158H75V156L73 157ZM179 154H181L180 156H182L183 158H179ZM228 154H230V155H228ZM233 154H235V156ZM241 154H243L242 157H241ZM157 155L159 156V158H157ZM237 155H238L239 160L237 158ZM252 155H253V158L255 157L254 160H256V163H258V164H256L255 161L251 158ZM203 156H205V157H203ZM229 156H231V160L232 161H230V159H229L230 157ZM244 156H245V159H242ZM206 157H210L209 158L210 161L208 159H205ZM177 158H179L180 161L182 159H184V158L185 159L182 160V163H180L179 161H176V160H178ZM221 158L222 159L224 158V161H222ZM246 158H249V159H246ZM259 158H261L262 160L259 159ZM125 159L128 160V161L124 162ZM228 159H229V161H228ZM233 159H234V162H233ZM65 160L66 161L68 160V163ZM161 160L164 161V163ZM185 160H187V161H185ZM211 160H215L216 162L218 161V164H221V165H218L217 163H215V161L213 163ZM260 160L263 161L262 164H261ZM59 161H61L62 165L60 163H57ZM70 161L72 162L73 165H74V163H75V165L78 164L76 166V168H75V165L72 166L69 163ZM174 161H176L177 164L174 163ZM227 161L229 163H227ZM63 162H66V163H63ZM230 162H232V163L236 162L237 163V165L231 163V167L233 168V167H235V165L237 166V169H236L235 172H236L238 181H239V178L241 177V181H239L240 184H236L238 181H237L236 175L233 176L235 174V172L233 171L234 168L231 170ZM243 162L245 163V165H244ZM212 163H213V165L215 164V166L218 165V167L217 166L216 167L213 166ZM225 163L227 165V168H226V165H224ZM240 163H242V164H240ZM250 163H251V166L253 167V169H249L248 166L250 165ZM68 164H70L71 167ZM196 164H197V166H195ZM159 165L163 166V168H159ZM164 165H165V167H164ZM232 165H234V166H232ZM256 165H258V166H256ZM260 165H262V169H261ZM166 166H168V167H166ZM205 166H207V168ZM219 166H220V170H219ZM222 166H224L223 167L224 169L222 168ZM251 166H250V168H252ZM210 167L213 168V170H211ZM256 167H258V168L256 169ZM229 168H230V171H229ZM242 168H243L244 171L242 170ZM82 169H78V171L82 170ZM2 170H4V171L2 172ZM223 170L226 171L224 173V175L222 174ZM238 170H240V173H239ZM245 170H246V172L248 171L247 174L245 173ZM254 170L255 171L259 170V172L262 170L263 172H260V173L256 174V172ZM171 171L173 172V174H172ZM175 171H178V172H175ZM218 171H220L221 173L218 172ZM34 172H36L37 174L34 173ZM217 172H218L219 175H223V176L222 177L219 176L217 174ZM58 173H60V174H58ZM80 173L84 175L83 172L80 171ZM237 173H239V174H237ZM38 174L39 175L42 174V176H38ZM261 174H262V176H261ZM3 175H2V177H3ZM136 175H137V177H135ZM203 175L206 176L208 180L204 179ZM247 175H248V177H247ZM253 175L255 177H256V175L257 176L259 175L258 176L259 179L257 177L255 179V177ZM51 176H54L56 179L51 177ZM67 176H69V177H67ZM155 176L159 178L158 181L153 180V177H155ZM200 176H202V178ZM224 176H225V178H224ZM40 177H42L43 179L40 178ZM80 177H81V175H80ZM219 177L222 180H220ZM229 177H231V178H229ZM68 178H69V180H68ZM19 179H20V177L16 180L15 186L8 190L9 192H13L14 190H17L19 188V185H18ZM137 179H139V182L137 181ZM141 179H142V181H141ZM242 179H244L243 180L244 182H242ZM218 180H220V181H218ZM260 180H261V183H260ZM151 181H154V182H151ZM249 181H250V183H249ZM134 183H136L135 184L136 186L134 185ZM166 183H168V184H166ZM254 183H256V184H254ZM243 184L245 185L244 187H242ZM38 185L36 186L38 189L37 188H32V189H30L29 193L33 194V195H35L37 197H40V196H43L44 194L39 191L40 187ZM50 185H51V187H53V189L56 188V186H55L56 184L55 185L54 184H50ZM144 185H145V189H144ZM196 185H197V187H196ZM237 185H239V186H237ZM259 185H260V188H259ZM119 186H118V188H119ZM252 186L253 187L255 186V188L257 187V189H255V192L253 191L254 188L251 189ZM16 187H17V189H16ZM118 188H117V190H118ZM165 188H167V189L169 188V189L168 190H164ZM34 189H37L38 191L36 190V192L34 193ZM122 190H124V191H122ZM256 190H261L260 192L258 191L260 194ZM245 191H247V192L245 193ZM250 191L251 192L253 191L251 193V195L248 194V192L250 193ZM123 192H125V193H123ZM257 193H258V195H257ZM122 194H123V197H122ZM253 194H254L255 198L252 196ZM260 195L262 196L261 198H260ZM257 198H258V200H257ZM83 199H85V196L83 197ZM162 199H163V201H162ZM168 200H170V202ZM213 200H216L217 202L215 204H213ZM253 200H255V201H253ZM154 201H155L156 204H158V206L154 203ZM259 201L261 202V204H258ZM3 202L5 203L6 201H3ZM3 202H2V205L4 204ZM83 202H84V200H83ZM163 202L166 205H164ZM222 202H224L226 206L223 205ZM16 203L20 204V202H16ZM221 204L223 205V207L221 206ZM230 204H232V206ZM2 205H0V208H1ZM237 205L241 208L240 211L237 209ZM7 208H9V209L5 210L6 213H7V217L9 219H11L12 216H13V213L16 214L15 213L16 206L15 205L14 206H9ZM32 208L33 209H41V210H43L45 207L39 208V207H33L32 206ZM119 208L122 209V210H125V205L123 206V204H119ZM182 210H185V211H182ZM237 211H239V212L236 213ZM6 213L4 212L3 214L6 216ZM240 213H242V214L240 215ZM53 214H54L55 218L62 217V212H58L57 210H54ZM9 216H11V218ZM254 216L258 217L257 221H256L255 218H251V217H254ZM260 216H261V218H260ZM210 218H215L216 220H212ZM248 218H249L250 221L248 220ZM228 220H230V221H228ZM154 222L157 223L156 227L153 226ZM206 223H208V224L206 225ZM261 223H262V225H261ZM240 224H241V226H240ZM244 225L246 227L248 225V227L247 228L246 227L243 228ZM249 225H250V227H249ZM173 226H174V228H173ZM259 226H261L260 229L262 230L263 233L260 232ZM251 227H252V229H250ZM254 227L256 229H258L260 233L259 232L256 233L257 231L254 230ZM226 228H227V230H226ZM246 229H248V230H246ZM229 230H233V231L231 232ZM233 232L236 233L237 236ZM240 232H241V234H240ZM251 232H252V235H251ZM233 234H234V236H233ZM261 234H262V239L263 240L261 239ZM243 235H244V238L245 237H247V238L244 239ZM248 237L254 239L255 243H253L254 241L252 242V239H249ZM248 240H251V242H248ZM245 242L247 244H245ZM254 244H256V245H254ZM161 245L164 247V252H162V253L158 252V250H159ZM261 248H263V249L261 250ZM1 249L2 248L0 247V252H3L4 249H2V250ZM244 251H245V253H244ZM255 251H257V252H255ZM258 252H259L260 255L258 254ZM176 256H177V258H176ZM188 256H191V257L188 258ZM252 258H253V260H251ZM176 259H177V261H176ZM249 259H250V261H249ZM10 261L12 262V259H8V260H5V261H2V262H0V264L11 263ZM58 263L59 264H74L75 262L68 255L67 257L66 256H62L60 260L58 259L55 262V264H58ZM145 263H146L145 261H142V262H139L138 264H145ZM84 264H91V262H84Z\"/></svg>", "mask_w": 264, "mask_h": 264}]
</instances>
